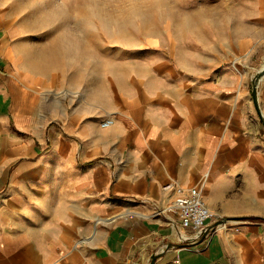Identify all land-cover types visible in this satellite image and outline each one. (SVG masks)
I'll return each instance as SVG.
<instances>
[{"label": "crops", "instance_id": "0c3cea01", "mask_svg": "<svg viewBox=\"0 0 264 264\" xmlns=\"http://www.w3.org/2000/svg\"><path fill=\"white\" fill-rule=\"evenodd\" d=\"M18 6L0 0V264H264V122L251 96L264 44L258 63L238 62L231 41L192 63L154 37L114 73L34 77L14 41ZM239 8L261 24L242 39H264V0ZM256 97L264 117V74ZM166 184L199 187L231 222L182 228Z\"/></svg>", "mask_w": 264, "mask_h": 264}, {"label": "rangeland", "instance_id": "374dc122", "mask_svg": "<svg viewBox=\"0 0 264 264\" xmlns=\"http://www.w3.org/2000/svg\"><path fill=\"white\" fill-rule=\"evenodd\" d=\"M19 2L21 33L14 41L20 44L21 71L26 68L34 77H50L51 72L58 71L69 78L71 68L87 65L95 73L102 66L114 73L116 65L130 56L126 50H136L150 42L154 46V37H158L160 45L175 48L176 59L192 63L214 57L209 50L219 41L238 44V62L251 58L256 61L254 56L264 44L262 38L242 39L253 27L257 35L261 24L247 22L242 8L232 13L240 0ZM235 33L238 38H232ZM255 69L261 68L257 65ZM33 89L34 93L27 94L37 96L40 89Z\"/></svg>", "mask_w": 264, "mask_h": 264}, {"label": "built area", "instance_id": "2783aa9c", "mask_svg": "<svg viewBox=\"0 0 264 264\" xmlns=\"http://www.w3.org/2000/svg\"><path fill=\"white\" fill-rule=\"evenodd\" d=\"M260 79L256 82V92ZM111 123V119L106 118L101 122V127L107 128ZM162 189L170 192V197L164 208L165 211L172 213L182 228H189L194 232L213 231L216 227L225 228L231 222L220 216L213 215L209 211L203 191L199 187L182 188L173 184H166ZM211 219L215 220V224L207 227V222Z\"/></svg>", "mask_w": 264, "mask_h": 264}, {"label": "water", "instance_id": "95a60500", "mask_svg": "<svg viewBox=\"0 0 264 264\" xmlns=\"http://www.w3.org/2000/svg\"><path fill=\"white\" fill-rule=\"evenodd\" d=\"M263 74H264V67L255 76V79H254V81L252 83L251 96H252V101H253L255 110H256V112L258 114V117L260 118L261 121L264 122V117L262 116V113H261V111L259 109L258 102H257V97H256V82L258 81V79H260L262 77ZM153 263H154V257H152L150 264H153Z\"/></svg>", "mask_w": 264, "mask_h": 264}, {"label": "bare ground", "instance_id": "6f19581e", "mask_svg": "<svg viewBox=\"0 0 264 264\" xmlns=\"http://www.w3.org/2000/svg\"><path fill=\"white\" fill-rule=\"evenodd\" d=\"M14 58V57H13Z\"/></svg>", "mask_w": 264, "mask_h": 264}]
</instances>
